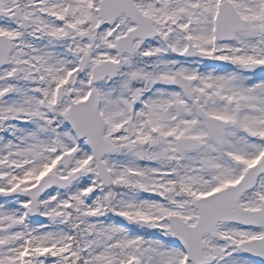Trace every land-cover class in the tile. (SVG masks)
<instances>
[{"label": "snow or ice", "instance_id": "snow-or-ice-1", "mask_svg": "<svg viewBox=\"0 0 264 264\" xmlns=\"http://www.w3.org/2000/svg\"><path fill=\"white\" fill-rule=\"evenodd\" d=\"M0 264H264V0H0Z\"/></svg>", "mask_w": 264, "mask_h": 264}]
</instances>
